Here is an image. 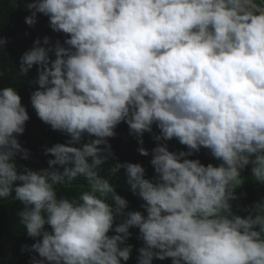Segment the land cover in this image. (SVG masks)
<instances>
[{
  "label": "clouds",
  "instance_id": "1",
  "mask_svg": "<svg viewBox=\"0 0 264 264\" xmlns=\"http://www.w3.org/2000/svg\"><path fill=\"white\" fill-rule=\"evenodd\" d=\"M66 38L54 49L34 46L20 56L24 76L37 66L30 103L38 118L68 136L44 149L48 167H18L29 150L17 137L30 119L13 86L0 88V200L22 207L20 224L41 259L32 264H121L132 245L137 264H264V198L233 211L236 189L264 184V0H25ZM6 40L0 38V49ZM48 43V38H44ZM54 51L55 58L49 56ZM124 122L143 134L173 138L151 150L155 176L140 163L116 161L144 212L128 208L101 168L115 159L108 139ZM220 163L190 159L201 148ZM138 152L149 155L139 147ZM83 180L79 197L58 195ZM119 220V223H115ZM50 226L48 230L45 226ZM110 232L114 234L109 235Z\"/></svg>",
  "mask_w": 264,
  "mask_h": 264
},
{
  "label": "trees",
  "instance_id": "2",
  "mask_svg": "<svg viewBox=\"0 0 264 264\" xmlns=\"http://www.w3.org/2000/svg\"><path fill=\"white\" fill-rule=\"evenodd\" d=\"M25 0H0V38L6 40L3 49H0V88L13 86L21 97V103L26 107L30 119L25 124V131L17 137L23 148L29 150V158L21 159L17 155L18 167H27L33 170L47 168V161L52 157L45 154L44 149L56 143H66L68 136L60 131L52 130L51 127L42 122L36 115L30 103V95L36 90L37 66H33L26 75L19 73L20 56L34 46V41L39 39L40 46L53 48L57 41L63 44L66 38L62 32H55L49 26V18L41 13H37L34 25H28L25 17L30 15V11L25 8ZM48 38V43H44V38ZM50 58L54 59V51L49 52ZM115 136L108 139L110 150L115 159H111L102 166L101 175L109 179L116 186V192L128 201V208L125 211L138 210L144 212L141 207L143 201L130 191L126 182L124 169L121 168L119 174L115 176L111 173V167L116 161L140 163L145 169L146 178L155 176L154 169L150 164L151 150L157 143H167L170 151H187L186 146L181 145L175 138L169 141L157 142L154 135L159 134V129L153 125L152 132L143 134V144H139L134 134H131L128 125L121 122L115 128ZM139 147L148 150L149 155L143 156L138 152ZM190 159H199L201 163L207 165L212 163L218 165L220 161L214 159L208 149L201 148L199 152H194ZM242 175L245 182L236 189L237 200L232 201L233 211L243 216L246 215V207L251 206L256 200L264 198V184L251 179L250 166L246 167ZM60 189L58 195H65L69 198L79 197L88 191L85 182L77 180L72 185L57 186ZM22 205L13 198L0 200V264H32V259H41L39 254L29 250L35 239L29 237L23 225L19 222L17 215ZM115 223H119V220ZM48 230L50 226L46 225ZM131 236L126 241L132 245V251L128 261H121V264H137L138 249L143 246L142 239L139 238V230L136 227L129 229ZM114 234L110 232L109 235ZM27 245L29 248H24ZM152 264H171V258L159 260L154 258Z\"/></svg>",
  "mask_w": 264,
  "mask_h": 264
}]
</instances>
